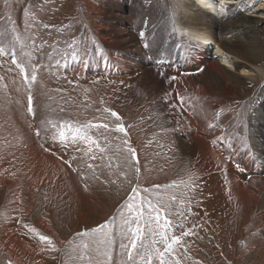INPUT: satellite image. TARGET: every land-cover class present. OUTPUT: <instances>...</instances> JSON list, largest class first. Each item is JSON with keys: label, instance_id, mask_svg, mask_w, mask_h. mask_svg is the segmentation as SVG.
I'll list each match as a JSON object with an SVG mask.
<instances>
[{"label": "rangeland", "instance_id": "obj_1", "mask_svg": "<svg viewBox=\"0 0 264 264\" xmlns=\"http://www.w3.org/2000/svg\"><path fill=\"white\" fill-rule=\"evenodd\" d=\"M22 1L0 0V12L10 13ZM90 1L92 0H28L26 7L29 4L30 6L24 9L26 20H22L27 22V12L33 9L37 13L36 18L50 21L49 24L56 27L58 21L65 14H78L80 18L84 17L81 14L82 4L87 10ZM94 1L101 3V0ZM156 1L159 5H162L164 1L166 7L168 6L167 9H170L168 5L170 3L177 2L176 7L179 8L183 2V0ZM243 1L245 4L241 12L249 19L264 21V0ZM222 3L224 2H218L214 8L219 14H222L225 9ZM208 10L210 11L209 8ZM170 11L164 10V12L171 13ZM93 13L92 16H99L97 12ZM55 16L58 17L53 18ZM52 18L56 20L53 21ZM88 30L94 34L90 22ZM57 33L60 31L58 30ZM227 38H231V35H228ZM214 47L213 45L209 46L212 53L215 52ZM6 63L5 68L13 75L11 79L18 82V75L15 76L11 69L13 65L9 63L8 66ZM223 64L229 66L227 63ZM239 72L243 75L247 74L245 70H239ZM0 77H3L0 80V264H9V261L11 264H123V260L126 259L124 245L127 244V239L122 235V231L126 232L128 227L124 224V220L131 219L135 211L134 209L133 213H129V209L125 205L131 202L138 208L142 198H150L154 204L165 202L166 207L162 215L167 214L174 224H183L185 230L192 229L195 232V235L185 237L188 256L184 259V264H197V262L198 264H264V239L261 235V231L264 230L263 222L260 216L256 219L247 216L248 211L238 203L231 188V178L227 175L233 171L237 176H240L242 184L250 190L260 205L264 198L262 195L264 184L259 177L264 176V171H260V167L255 168V163L250 166L252 172L247 170L242 173L244 169L241 164L239 166L242 168H229L227 157H233L232 152L238 154V151L225 147L220 151L223 152V155L225 154V161L228 162L214 160V163L217 166L226 164V167L213 170L211 169L213 167L209 165L212 160L211 152L208 154L203 150L198 151L201 149L199 148L192 164L197 170V173L194 174L198 175L193 180L198 182L196 186L195 182L184 180L183 174L175 165L176 162L173 158L171 159L168 152L166 153L168 150L165 151L166 125L161 119L163 112L157 107L155 100L149 103L145 98L137 105L131 99L117 103L118 96L114 95L111 89L112 102H110L107 95L99 90L95 91V87H93V96L87 97L85 86L81 88L79 85L77 87L69 83L72 88L64 87L58 92L54 90L47 99L48 102L41 105L40 110H43V114L40 112L38 114L35 111V118L29 114L27 101L26 112L29 116L28 122L33 125L35 141H39L41 145L44 144L47 147L49 145L52 149L55 148L64 159H71L70 156L76 157L75 154L80 157V162L79 160L74 161V167L80 169L87 179L82 180L77 172L73 171L75 181L77 184L79 183V185H75L74 180L68 178L56 165L49 173L41 163L32 157L26 145H23L22 141L27 139L24 134H22L24 138L18 134L29 131L30 128L26 124L27 118L22 97L27 96L30 88L24 86V90L19 96L10 95L17 98L16 105L12 106L9 101L11 91L9 84L4 80V71L2 70H0ZM2 83L9 94L3 90ZM75 87L79 89L77 90ZM36 91L39 94L40 90L37 86ZM174 93L172 103L175 101ZM80 101L81 103H79ZM172 103L170 109L175 112L177 105L175 102V104ZM182 105L185 109L180 105L181 111L176 119L181 120L180 122L185 125L190 116L187 113L186 104ZM46 106L47 108H45ZM211 106L212 104H205L204 107L202 105V108L211 109ZM105 108L116 111L122 120L115 121L109 112L104 111ZM141 111L142 115L139 116V119L138 114ZM211 118L220 120L217 116ZM222 120L226 122L228 118H222ZM89 121L110 125L108 131L103 129L91 131L93 138L98 141L100 147L104 148L103 153L96 145L91 146V151H89V145L86 142L87 147L85 148L80 141L79 151L72 145L65 146L60 142L58 133L62 128L68 138L67 142L71 141V133L68 132L66 125L71 124L75 128ZM117 123L126 126L127 136L124 133L113 131ZM229 124L222 133L223 136L227 134V138L237 132V126ZM37 127L41 129L40 137L35 135ZM17 129L21 131H17ZM138 131H143L144 135L148 137L142 136V133H137ZM112 135L114 136L111 137ZM133 137L141 147L137 148L136 144L133 145ZM129 138L130 145L137 151L138 162L132 160L128 155V164H125L124 156L127 155V145L124 144V141H129ZM172 150L175 152L174 149ZM93 156L95 159L92 158ZM89 164H92L93 167L88 168ZM137 167L140 168L139 173L136 172ZM188 169H193V166L191 169L188 166ZM34 170H41L39 181L30 180L25 175V173H32ZM123 173H127V175L125 176ZM202 174L205 176L203 177ZM3 181L8 182L9 185L4 187ZM111 181H115V183ZM85 183H87V188L84 186ZM155 185L160 187L156 188ZM134 187H138L141 191L139 195L135 196V199H132ZM145 188L151 190L150 195L143 192ZM95 193L97 197L91 204L87 197ZM173 196L176 197L175 200H171ZM112 218H115V224H113ZM101 224L107 225L103 232L92 231ZM25 225L27 227H24ZM8 227L14 230L16 237L21 240L23 237V241H28L30 246L36 245L39 255L35 253L24 257L20 251L17 252L10 244L9 235L6 237L5 229ZM29 229H35V231H29ZM114 230L116 234L113 237ZM176 231L179 232L180 229H176ZM83 232H87L88 235H77V233ZM104 233L109 234L111 242L108 244L103 243ZM40 235L48 236L56 250H50L47 243L41 242ZM150 239L151 237L145 243H148ZM84 244H88L89 248L85 249ZM182 252L183 249L178 255ZM105 253L111 257V260L107 259ZM30 261L33 262L30 263Z\"/></svg>", "mask_w": 264, "mask_h": 264}, {"label": "bare ground", "instance_id": "obj_2", "mask_svg": "<svg viewBox=\"0 0 264 264\" xmlns=\"http://www.w3.org/2000/svg\"><path fill=\"white\" fill-rule=\"evenodd\" d=\"M155 1L101 0L99 3L92 0L87 10L82 4L81 14L84 17L65 14L56 27L50 25V21L36 18L37 13L33 9L27 12V22L23 21L26 20L24 9L30 6L26 7L28 0L17 4L11 15L0 12V70L4 71V80L9 84L11 93L4 89L3 83L1 86L11 97V105H16L17 98L10 95L19 96L26 86L33 94L34 112L43 114L41 105L54 90L58 92L64 87L72 88L69 83L81 88L85 86L87 97L93 96L95 87L97 90H94L105 93L110 102L111 89L118 96L117 103L131 99L137 105L145 98L149 103L155 100L163 112L161 119L166 125L165 151L168 150L166 153L176 162L184 180L193 181L198 177L194 174L197 170L192 164L199 148L198 151L212 153L209 165L213 170L226 167V164L217 166L215 160L229 161L227 166L231 169L243 166L242 173L247 170L252 172L250 166L253 163L256 164L255 168L260 167V171H264V21L249 19L241 12L245 4L243 0H183L179 8L176 7L177 2L168 4L170 9H167L164 1L162 5ZM217 1L224 2L222 14L214 9ZM237 3L240 4L235 5ZM93 12L99 16H92ZM89 22L94 34L88 30ZM57 26L60 33H57ZM141 33L144 35L141 36ZM228 35L231 38H227ZM145 44L148 46L145 47ZM210 45L215 46L214 53ZM13 55L24 65L25 72L11 63ZM5 62L8 66L13 65L11 69L15 76L18 75V82L11 79L13 75L5 68ZM33 62L37 68V80L31 82L25 80L24 76L30 75ZM239 70H245L247 74L243 75ZM169 77L175 79L170 80ZM36 86L40 90L39 94ZM173 93L177 105L175 112L170 109ZM22 100L26 124L30 128L18 134H24L27 139L22 141L23 145L49 173L56 165L74 180L75 185H79L75 181V173L58 158L61 154L55 148L53 150L57 155L45 152L41 143L34 140L33 125L28 122L26 112L27 96L22 97ZM182 104H186L191 117L185 120L187 126L176 119ZM205 104H212L211 109L202 108ZM141 115L142 111L138 114L139 119ZM210 115L220 120L212 119ZM222 118H228V121L224 122ZM229 123L237 126V132L231 138H227V134L222 135ZM137 133L148 137L143 131ZM132 142L136 144L135 147H141L134 137ZM67 145L77 149L80 141L75 145L69 141ZM81 145L87 147L84 141ZM225 147L238 151V154L232 152L233 157L229 156L228 161H225V154L220 151ZM75 155V161H78L80 157ZM188 166L190 169L193 166V169L189 170ZM40 173L41 170H34L25 175L30 180L39 181ZM227 175L231 178V188L238 203L248 211L247 216L252 219L260 216L263 226L264 198L259 205L240 181V176L233 171ZM259 178L264 184V176ZM2 184L4 187L9 185L5 181ZM96 197L95 193L87 198L93 204ZM5 230L6 237L9 235L10 244L17 252L20 251L24 257L35 253L39 255L36 245L30 246L28 241H23V237L22 240L16 237L12 228Z\"/></svg>", "mask_w": 264, "mask_h": 264}, {"label": "snow or ice", "instance_id": "obj_3", "mask_svg": "<svg viewBox=\"0 0 264 264\" xmlns=\"http://www.w3.org/2000/svg\"><path fill=\"white\" fill-rule=\"evenodd\" d=\"M140 35L143 36L144 34L141 33ZM144 46L147 47L148 45L145 44ZM69 47H72V45H69ZM11 63L16 65L21 72H25L24 65L20 64L14 55L11 57ZM2 79L3 77H0V80ZM24 79L30 80L31 82L37 80V68L35 62H33L30 75L26 74ZM168 79L174 80L175 77H169ZM33 99V94L31 91H29L27 95V112L35 117L36 113L33 110ZM104 111L109 112L111 117L115 118V121L122 120V117L116 111L108 108H105ZM66 127L68 132L71 133L70 142L73 145H75L78 141H84L89 145V151H91V145H96L101 153L104 152V148L100 147L98 141L93 138L91 131L93 129L97 131L101 129L108 131L110 129V125L108 123H93L92 121H89L80 127L73 128L71 124L66 125ZM113 131L117 133H124L125 136L128 135L127 128L122 123H117ZM35 135L37 137L41 136V129L39 127L36 128ZM58 135L60 136V142L67 146L66 142L68 138L63 128L58 133ZM105 139H107V137H105ZM124 144L127 145V155L124 156V163L128 164V155L131 156L132 160L138 162L136 149L133 148L127 140L124 141ZM41 146L44 148L45 152H51L53 155H57V153L51 147H44V145ZM76 150L79 151L78 148ZM58 158L61 159L69 169L77 172L82 180L87 179L82 174L80 169L74 167V161L76 160V157H72V159H64L63 156H58ZM92 158L95 159V156ZM92 167V164L88 165V168ZM136 172H140L139 167L136 168ZM123 174L125 176L127 175V173ZM111 182L115 183V181ZM84 186L87 188V183H85ZM154 187L159 188L160 186L155 185ZM140 191L141 190L138 187H134L132 189V193L134 194L132 199H135V196L139 195ZM150 191L151 190L148 188L143 189V192L148 195H150ZM175 199V196L171 197V200ZM125 207L129 209V213H133L134 209L135 211L131 219L124 220V224L128 227L126 232L122 231V235H124L127 239V244L124 245V257H126V259L123 260V264H184V259L188 256V247L185 237L195 235V232H193L192 229L185 230L183 224H174L173 220L169 219L167 214L162 215V212L166 207L165 202L154 204L152 199L142 198L138 208H136V206L131 202L126 204ZM112 222L115 224V218H112ZM106 226V224H101L98 226V228L93 229L92 231L103 232ZM24 227H27V225ZM176 229H180V231L177 232ZM29 231H35V229H29ZM115 234L116 233L114 230L112 236L114 237ZM77 235L87 236L88 233H77ZM149 237H151L150 241L145 243ZM39 240L41 242L47 243L50 250H56L53 246L52 240L48 236L40 235ZM110 242L109 234L104 233L103 243L108 244ZM83 247L88 249L89 245L84 244ZM181 249H183V252L182 254L178 255ZM105 256L108 260H111V257L107 256V253H105ZM9 264H11V261H9Z\"/></svg>", "mask_w": 264, "mask_h": 264}, {"label": "built area", "instance_id": "obj_4", "mask_svg": "<svg viewBox=\"0 0 264 264\" xmlns=\"http://www.w3.org/2000/svg\"><path fill=\"white\" fill-rule=\"evenodd\" d=\"M60 4H61V2H60Z\"/></svg>", "mask_w": 264, "mask_h": 264}]
</instances>
